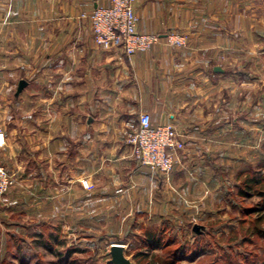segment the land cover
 Returning <instances> with one entry per match:
<instances>
[{
	"label": "crops",
	"instance_id": "0c3cea01",
	"mask_svg": "<svg viewBox=\"0 0 264 264\" xmlns=\"http://www.w3.org/2000/svg\"><path fill=\"white\" fill-rule=\"evenodd\" d=\"M247 1L136 0L139 32L176 31L187 42L128 56L97 46L80 17L110 0H0V59L30 72L10 109L0 105V164L26 150L15 132L27 122L43 223L71 229L86 216L161 215L176 207L174 192L213 191L234 168L264 158V34ZM141 112L152 125L172 123L185 144L171 150L170 173L140 165L125 142Z\"/></svg>",
	"mask_w": 264,
	"mask_h": 264
},
{
	"label": "rangeland",
	"instance_id": "374dc122",
	"mask_svg": "<svg viewBox=\"0 0 264 264\" xmlns=\"http://www.w3.org/2000/svg\"><path fill=\"white\" fill-rule=\"evenodd\" d=\"M247 5L248 19L264 34V0H248ZM26 68L0 59V75L9 77L0 80V105L7 102L10 109L19 79L30 78ZM25 124L20 125L24 132L17 127L15 133L26 150L12 165L0 164L14 177L13 185L0 196V264H112L114 243L123 245L131 264H264V235L256 232L264 230V213L240 211L254 207L260 197L235 194V185L242 184L247 172L239 174L236 168L213 191L174 192L176 207H163L161 215L134 216L132 210L131 216L121 214L113 223H96L86 216L71 229L43 223L48 209L33 203L31 127L28 131ZM244 163L242 169L254 172L263 169L264 158ZM157 236L158 244L149 245Z\"/></svg>",
	"mask_w": 264,
	"mask_h": 264
},
{
	"label": "built area",
	"instance_id": "2783aa9c",
	"mask_svg": "<svg viewBox=\"0 0 264 264\" xmlns=\"http://www.w3.org/2000/svg\"><path fill=\"white\" fill-rule=\"evenodd\" d=\"M136 0H110L109 5L97 6L90 13H82L91 23L95 44L103 49H121L124 54L148 50L164 40L173 47L186 45V36L170 31L143 33L137 30L138 17L134 10ZM126 144L134 159L159 173H170L174 168L173 149H183L185 144L172 123L152 125L150 115L141 112L126 124ZM14 177L0 165V196L13 185Z\"/></svg>",
	"mask_w": 264,
	"mask_h": 264
},
{
	"label": "trees",
	"instance_id": "16d2710c",
	"mask_svg": "<svg viewBox=\"0 0 264 264\" xmlns=\"http://www.w3.org/2000/svg\"><path fill=\"white\" fill-rule=\"evenodd\" d=\"M241 174V173H239ZM238 174V175H239ZM237 188L235 190V194L244 198L249 196L250 194H254L260 197V201L252 208L243 207L240 211L245 214L250 212H261L264 213V167L261 170L250 172L247 170V172L243 175L242 184H236ZM229 194V193H226ZM256 232H261L262 235H264V230L256 229ZM159 237H155V241L152 242L151 246H154L158 244ZM1 260V259H0ZM3 262V259L0 261V263Z\"/></svg>",
	"mask_w": 264,
	"mask_h": 264
},
{
	"label": "water",
	"instance_id": "95a60500",
	"mask_svg": "<svg viewBox=\"0 0 264 264\" xmlns=\"http://www.w3.org/2000/svg\"><path fill=\"white\" fill-rule=\"evenodd\" d=\"M214 70H221L220 67H214ZM26 85L25 80H20L18 83L17 90L20 91ZM110 262L112 264H131L130 261L125 257L123 252V245L114 243L110 249Z\"/></svg>",
	"mask_w": 264,
	"mask_h": 264
}]
</instances>
